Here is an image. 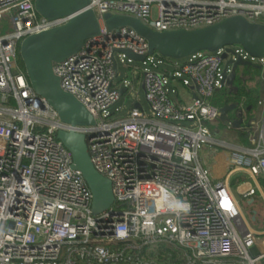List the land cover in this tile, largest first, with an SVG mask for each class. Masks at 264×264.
Returning <instances> with one entry per match:
<instances>
[{
  "label": "built area",
  "instance_id": "1",
  "mask_svg": "<svg viewBox=\"0 0 264 264\" xmlns=\"http://www.w3.org/2000/svg\"><path fill=\"white\" fill-rule=\"evenodd\" d=\"M89 7L99 35L53 65L63 90L95 118L94 125H74L37 94L19 62L26 37L71 16L47 19L35 0H0L7 23L0 25V264H264V230L249 225L238 199L259 193L264 200V116L248 145L213 136L224 50L190 56L171 74L140 72L143 106L132 80L121 86L117 79L119 62L131 67L122 51L146 55L148 42L128 26L108 29L104 19L129 15L157 31L203 28L235 15L264 23V0H89ZM235 51L264 64V56ZM170 77L194 86L191 103L171 97ZM124 96L132 106L116 107ZM58 130L86 135L95 168L112 184L110 209L93 213L92 192L71 168ZM208 145L231 148L223 179L201 159ZM236 172L250 180L234 193ZM175 200L190 211L170 210Z\"/></svg>",
  "mask_w": 264,
  "mask_h": 264
},
{
  "label": "water",
  "instance_id": "2",
  "mask_svg": "<svg viewBox=\"0 0 264 264\" xmlns=\"http://www.w3.org/2000/svg\"><path fill=\"white\" fill-rule=\"evenodd\" d=\"M38 12L47 19L71 16V19L40 33L26 37L20 44V58L26 75L38 95L44 97L58 112L64 122L74 125H94L95 118L87 108L60 85V79L53 71L56 62L77 53L84 42L99 35L101 27L95 11L89 7V0H35ZM108 29L128 26L136 30L148 42V54L136 55L127 50L122 52L128 59L146 62L154 54L164 58L184 59L199 52L224 50L225 63L221 73V87L235 88L240 67H260L251 59L236 53L234 47H241L252 58L264 56V23L251 22L242 15H235L214 25L198 29L153 30L140 19L122 14L104 15ZM126 87L120 89V96ZM139 106V105H138ZM239 109V110H238ZM237 103H225L219 107L220 120L227 121L233 128H240L245 121L251 124V117L244 119V110ZM58 140L71 153V168L81 172L92 192V209L99 214L110 209L114 195L109 178L94 166L86 135L75 131L58 130ZM254 198L249 200L251 204ZM253 220L256 211L253 210Z\"/></svg>",
  "mask_w": 264,
  "mask_h": 264
},
{
  "label": "rangeland",
  "instance_id": "3",
  "mask_svg": "<svg viewBox=\"0 0 264 264\" xmlns=\"http://www.w3.org/2000/svg\"><path fill=\"white\" fill-rule=\"evenodd\" d=\"M0 25H7L6 20H0ZM235 48L236 47H234V49ZM185 60L186 58H160L156 54L150 56L146 62H143L139 59H134L133 61L129 62L128 59L125 58L123 59V61L127 62L131 67H128L126 64L119 62L120 76L118 77L117 81L120 83V85L123 84V80H132L135 77L137 81V79L141 75L140 72L145 70H153L162 74L168 72V74H171L175 72L176 66L183 63ZM253 63L259 65L260 67H255L257 68L255 70L254 68L249 69L250 72L247 73H245L244 67H240L238 69V74L243 79V85L250 93L249 103L251 104H246V102H243L244 100L240 102V107L244 110L247 109L245 113L248 115V117L250 116L252 118L250 124L251 126L248 131L241 132V129L233 128L227 121L223 122L220 119L214 121V123L212 124L216 125L217 136L215 137L220 140H226V142H228L229 144H232L234 142L236 144H245L250 140V138L258 136L261 130L264 116V64L259 60H254ZM133 71L134 73H132ZM254 71L256 74L254 73ZM179 88L181 93L184 95L186 92V88L182 84H179ZM140 97L142 98V102L146 104L144 99V92H140ZM191 100L189 99L188 103H191ZM132 102L133 101L131 100V97L128 98L127 96H124L116 107L121 108L123 104H127L128 107H130L132 106ZM249 111L251 112L250 115L248 113ZM122 113L123 111H121L117 115H120ZM218 150L225 151L228 153V156H230L231 149ZM217 162L218 160L216 159V155H212L210 158V165L216 167ZM240 174L241 176L239 175V172H236L232 177L239 176L240 180H250L249 176L246 173L242 172ZM211 175L213 176L212 173ZM231 180L232 179L230 178L229 181L231 182ZM235 186L236 185L232 186V190L234 191V193H236ZM258 196H260L259 193ZM238 199L240 202V206L245 214L246 220L249 222V225L252 226L255 230H264V200L262 198H259L255 204L250 205L247 202V199H243L239 196ZM253 210L256 211L255 220H253Z\"/></svg>",
  "mask_w": 264,
  "mask_h": 264
},
{
  "label": "crops",
  "instance_id": "4",
  "mask_svg": "<svg viewBox=\"0 0 264 264\" xmlns=\"http://www.w3.org/2000/svg\"><path fill=\"white\" fill-rule=\"evenodd\" d=\"M135 78L132 79V83L134 85V88L137 90V92L139 93V96H140V92H143L142 76L140 75L139 78L137 79V81ZM169 80H170V83L168 85L169 92H170V95L173 99L178 100V101H182L184 103H188L189 102L188 100L189 99L191 100L194 97L195 89H194L193 85H185L180 79H172L171 77L169 78ZM179 84H182L186 88V92L184 95L180 91ZM233 89L235 90V88H233ZM141 104L143 106H146V104H144L142 101H141ZM246 122L247 121H245L243 124H245ZM238 129H241V127ZM212 131H213V136L214 137L217 136L216 125H212ZM215 139H217V138L215 137ZM248 144H249V141L245 144H236L235 142L232 143V145H248ZM218 149H231V148H229V147L228 148H222V147H217V146H213V145L212 146L208 145L200 153V156H201V159H202L204 165L210 169L211 173L213 174L212 177L215 180L223 179L225 177V175L229 169V160H230V156H228L227 152L219 151ZM212 155H216V159L218 160L216 167H213L210 165V158ZM239 175L241 176L240 173H239ZM232 176H233V174H232ZM232 176H231V179H234V178L237 179L236 186L239 183H246L247 182V180H243V179L240 180L239 176H237V177H232ZM253 198H254V201L251 204L249 203L250 199L247 200V202L250 205L255 204L259 198L260 199L262 198V196L261 195L258 196V194H257Z\"/></svg>",
  "mask_w": 264,
  "mask_h": 264
},
{
  "label": "trees",
  "instance_id": "5",
  "mask_svg": "<svg viewBox=\"0 0 264 264\" xmlns=\"http://www.w3.org/2000/svg\"><path fill=\"white\" fill-rule=\"evenodd\" d=\"M159 56V55H158ZM160 58H164V57H161L159 56ZM19 62L21 64V66L24 68V64L19 56ZM255 68V67H244V70H245V73L247 72H250L249 69H252ZM255 73V71H254ZM165 74H168V72H166ZM256 74V73H255ZM235 89H237L236 91H231L230 88L228 87H222V88H219L217 89L216 94H219L221 96V98L218 100L215 99V97L213 98V102L218 105V106H221L225 103H229V102H237L239 105H240V102L242 100H244L243 102H246V104H251L249 103V91L246 89V87L243 85V83L240 81L239 77H237L235 83ZM255 102V100H254ZM249 115H250V111L248 112ZM244 130H242L241 132H243ZM244 132H247V131H244ZM236 182H237V179L234 178L231 180V185L234 186L236 185Z\"/></svg>",
  "mask_w": 264,
  "mask_h": 264
},
{
  "label": "clouds",
  "instance_id": "6",
  "mask_svg": "<svg viewBox=\"0 0 264 264\" xmlns=\"http://www.w3.org/2000/svg\"><path fill=\"white\" fill-rule=\"evenodd\" d=\"M168 207L170 210L175 211L177 215L181 212L187 213L190 211V205L180 200H175L169 203Z\"/></svg>",
  "mask_w": 264,
  "mask_h": 264
},
{
  "label": "flooded vegetation",
  "instance_id": "7",
  "mask_svg": "<svg viewBox=\"0 0 264 264\" xmlns=\"http://www.w3.org/2000/svg\"><path fill=\"white\" fill-rule=\"evenodd\" d=\"M239 77V79H240V81L243 83V79L240 77V75L238 76ZM231 90V89H230ZM237 89H233V90H231V91H236ZM221 98V96H219V94H216L215 95V99L217 100H219ZM222 99V98H221ZM229 103H237V102H229ZM238 104V103H237ZM240 107V105L238 104V108ZM239 110V109H238ZM244 111V110H243ZM245 112V111H244ZM243 117H244V119H246V117H248V115L246 114V113H244V115H243Z\"/></svg>",
  "mask_w": 264,
  "mask_h": 264
}]
</instances>
